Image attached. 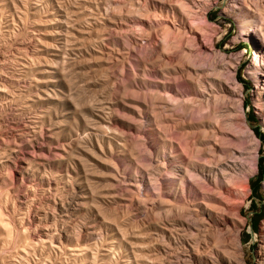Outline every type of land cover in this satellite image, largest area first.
Segmentation results:
<instances>
[{
    "label": "rangeland",
    "instance_id": "1",
    "mask_svg": "<svg viewBox=\"0 0 264 264\" xmlns=\"http://www.w3.org/2000/svg\"><path fill=\"white\" fill-rule=\"evenodd\" d=\"M259 64L264 0H0V264H264Z\"/></svg>",
    "mask_w": 264,
    "mask_h": 264
},
{
    "label": "trees",
    "instance_id": "2",
    "mask_svg": "<svg viewBox=\"0 0 264 264\" xmlns=\"http://www.w3.org/2000/svg\"><path fill=\"white\" fill-rule=\"evenodd\" d=\"M247 89H250V86L247 85ZM249 105H250L249 101H246V106H249ZM256 135L262 141L264 140V136L261 133L259 128L256 130ZM263 162H264V159H261L260 163H259V177H258L257 181L255 183H251V188H252L254 194L257 193L256 192L257 188L260 186L261 181L264 180V164H263ZM259 198H262V197H259ZM253 208L256 209L257 205L254 204ZM263 218H264V208L262 209V211L260 213H257L256 216H255V219H254V230H256V227H258L259 222Z\"/></svg>",
    "mask_w": 264,
    "mask_h": 264
},
{
    "label": "bare ground",
    "instance_id": "3",
    "mask_svg": "<svg viewBox=\"0 0 264 264\" xmlns=\"http://www.w3.org/2000/svg\"><path fill=\"white\" fill-rule=\"evenodd\" d=\"M243 22V21H242ZM248 24H250V22L248 23ZM248 24H246V26L248 25ZM253 24V23H252ZM251 25V24H250ZM242 26V25H241ZM243 27V26H242ZM248 27H250V26H248ZM257 27H258V25H257ZM243 28H245V27H243ZM247 28V27H246ZM247 29H249V28H247ZM250 30V29H249ZM248 32V31H247ZM247 32H246V30H245V33L243 34V35H246L247 34ZM249 33H252V30H250L249 31ZM253 34V33H252ZM250 35V34H249ZM252 37V36H251ZM258 47V46H257ZM262 50V49H261ZM258 51L260 52V47H258ZM263 65V64H262ZM255 68H256V71H253V74L252 75H254V78L255 79H259L258 78V76H260V77H262L263 75H264V73H262V72H264L263 71V68H262V66H261V64H259V66H255ZM253 69V68H252ZM260 81V80H259ZM6 224V223H5ZM2 229H4V228H2ZM6 230V229H5ZM12 235V234H11ZM15 247V246H14Z\"/></svg>",
    "mask_w": 264,
    "mask_h": 264
}]
</instances>
